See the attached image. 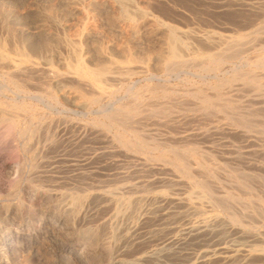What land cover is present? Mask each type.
<instances>
[{
    "label": "rangeland",
    "instance_id": "374dc122",
    "mask_svg": "<svg viewBox=\"0 0 264 264\" xmlns=\"http://www.w3.org/2000/svg\"><path fill=\"white\" fill-rule=\"evenodd\" d=\"M0 264H264V0H0Z\"/></svg>",
    "mask_w": 264,
    "mask_h": 264
},
{
    "label": "bare ground",
    "instance_id": "6f19581e",
    "mask_svg": "<svg viewBox=\"0 0 264 264\" xmlns=\"http://www.w3.org/2000/svg\"><path fill=\"white\" fill-rule=\"evenodd\" d=\"M173 37H175V36H173ZM171 39V38H170ZM169 39V40H170ZM175 40H177V38H175L174 39V41ZM176 42V41H175ZM170 43V42H169ZM172 43H174V42H172ZM177 43H178V40H177ZM238 48V47H237ZM179 50V49H178ZM178 50H176V48H175V45H170L169 46V57L170 58H175L176 57V55H177V51ZM180 53V52H179ZM180 56H181V54H180ZM171 60V59H170ZM169 60V61H170ZM168 61V62H169ZM175 61V60H174ZM81 62V61H80ZM78 63L77 65H76V74H77V72L79 73V74H81V75H85V76H89V77H91V79L90 80H92V78H94V79H96V81L100 78V77H102L103 75H105V72L103 71V70H105V69H97V70H93V69H90V67L89 68H87L83 63ZM167 62V63H168ZM171 64V63H170ZM15 66V65H14ZM106 71V70H105ZM13 72V71H12ZM108 72V71H107ZM109 73V72H108ZM80 75V76H81ZM106 75H107V73H106ZM109 76V75H108ZM111 76V75H110ZM104 77H106V76H104ZM104 80V79H103ZM95 81V80H94ZM105 81V80H104ZM255 82V81H254ZM96 84V83H95ZM240 84V83H239ZM252 85V84H251ZM256 85V84H255ZM258 85H260V84H258ZM257 85V86H258ZM252 87V86H251ZM250 87V88H251ZM258 87H260V86H258ZM257 88V87H256ZM253 89V88H252ZM260 91V90H259ZM241 94V93H240ZM246 123V122H245Z\"/></svg>",
    "mask_w": 264,
    "mask_h": 264
}]
</instances>
